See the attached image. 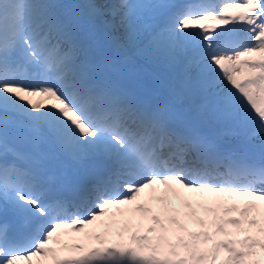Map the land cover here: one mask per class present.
I'll list each match as a JSON object with an SVG mask.
<instances>
[{
    "label": "snow or ice",
    "instance_id": "obj_1",
    "mask_svg": "<svg viewBox=\"0 0 264 264\" xmlns=\"http://www.w3.org/2000/svg\"><path fill=\"white\" fill-rule=\"evenodd\" d=\"M64 7L0 0V211L11 206L19 221L0 224V264H264V0H223L218 13L187 5L163 29L142 21L175 5L121 0L110 13L123 35L105 32L113 60L97 58ZM77 7L91 24L104 14ZM234 22L245 37L216 33ZM185 46L200 51L160 82L162 102L121 83L137 76L131 51L173 66ZM212 87L211 99L191 103ZM249 124L259 160L205 131L228 136ZM50 151L90 183L50 174Z\"/></svg>",
    "mask_w": 264,
    "mask_h": 264
},
{
    "label": "bare ground",
    "instance_id": "obj_2",
    "mask_svg": "<svg viewBox=\"0 0 264 264\" xmlns=\"http://www.w3.org/2000/svg\"><path fill=\"white\" fill-rule=\"evenodd\" d=\"M70 2L71 5V9L73 10V17H75V21L79 23L80 29L83 30L84 32H86V29H89V31H93V33L95 35H98L100 40H101V44L108 46L110 48H112L110 46V44L108 43V41L105 39V32L110 33L113 36H122L123 35V29L119 27V23H118V19L119 17H113L110 13V9L107 10L106 13L103 14V17L100 20H95V24H91L88 22L86 16H85V12L86 10L82 7H77L78 5H85L87 3H95L98 6H100L101 10H103L105 8V6L108 4V2L110 3V1L112 2V6L113 5H117L121 2V0H108L106 3H104L103 5H101V3L99 2L100 0H89L87 2H83L81 0H68ZM175 0H158V2H163L166 4H170L172 5L174 3ZM77 7V8H76ZM76 8V9H74ZM166 9H160L157 10L155 12H153L152 14H150L149 16L145 17L144 20L142 21L143 25L146 26H151L153 28H157V29H163L167 26L168 23H165V19L168 18L169 15L162 17V13L165 11ZM77 15H76V14ZM171 12H169L170 14ZM159 14L158 18H156L155 16ZM103 23V24H101ZM220 27H222V25H219ZM191 29H189L190 31ZM188 31V30H186ZM197 51V49H194L191 46H185L182 47L181 49L178 50L177 52V63L173 66H167L164 64H160V63H154V65H158V66H162L163 70L166 69L167 67H172L173 70H176L177 68H180L181 66H184V64L186 62H188L191 59V56L193 53H195ZM199 71L198 67L194 66L193 67V74H197ZM166 84H169L167 81H165ZM216 84L218 86H221V89H226L227 87H230L227 85L226 82H220L217 81ZM212 89H214V87L209 88L208 91H212ZM215 125L213 126H205V131H207L210 128H213ZM247 125L240 127V126H234V131L235 134L233 135H228V136H223L225 139H229V140H243L241 134L242 132L247 130ZM260 138L259 136L254 137L250 142L248 140L245 141V147L248 148L249 151H252L253 153L257 154L260 156V151L258 148H251L249 145H259L260 144ZM22 149H25V147H22ZM54 156L59 155V153H54ZM65 158V157H62ZM66 159V158H65Z\"/></svg>",
    "mask_w": 264,
    "mask_h": 264
},
{
    "label": "rangeland",
    "instance_id": "obj_3",
    "mask_svg": "<svg viewBox=\"0 0 264 264\" xmlns=\"http://www.w3.org/2000/svg\"><path fill=\"white\" fill-rule=\"evenodd\" d=\"M84 1H88V0H84ZM108 0H100L99 2L101 3V5H103L104 3H106ZM130 3H137L140 2V0H129ZM102 17V16H101ZM101 17H98L97 19H100ZM118 23H119V19H118Z\"/></svg>",
    "mask_w": 264,
    "mask_h": 264
}]
</instances>
